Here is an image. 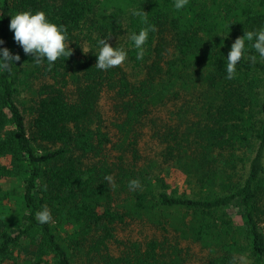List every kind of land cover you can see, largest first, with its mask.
I'll return each mask as SVG.
<instances>
[{
    "label": "trees",
    "instance_id": "1",
    "mask_svg": "<svg viewBox=\"0 0 264 264\" xmlns=\"http://www.w3.org/2000/svg\"><path fill=\"white\" fill-rule=\"evenodd\" d=\"M173 2L0 0V47L20 55L0 72V264H188L184 243L203 264H264V61L249 47L256 62L242 58L226 79L232 42L264 26V0ZM133 9L155 27L142 60L128 39L145 26ZM25 10L66 26L69 57L49 68L23 52L9 23ZM101 38L119 40L122 65L95 67ZM104 93L119 115L115 138ZM173 100L186 109L156 137L190 194L171 189L139 147L144 120ZM43 206L52 222L38 223ZM137 221L156 235L119 240L118 227Z\"/></svg>",
    "mask_w": 264,
    "mask_h": 264
},
{
    "label": "clouds",
    "instance_id": "2",
    "mask_svg": "<svg viewBox=\"0 0 264 264\" xmlns=\"http://www.w3.org/2000/svg\"><path fill=\"white\" fill-rule=\"evenodd\" d=\"M189 0H174L173 7L176 10L184 9ZM133 16H138L145 25L138 32L133 31L128 39L132 42L136 51V59L142 60L145 55L144 45L149 39V33L155 31V27L147 22L146 14L140 10L133 9ZM9 30L14 33V40L21 47L25 54L32 56L36 64H42L45 60L47 66L51 68L53 63L60 57H69L72 49L69 47V34L64 24H57L48 19L46 13L42 10L33 12L25 10L11 15ZM227 37V33L222 34ZM4 41L0 39V45ZM251 48L258 54L261 61H264V26L258 29L245 31L243 36L237 37L232 42L227 53L226 79H233L237 72V62L242 58L256 62V55H248V48ZM96 63L95 67L100 70H108L115 66L122 65L128 58V52L120 46H111L107 38H101L96 43ZM87 53L88 50H83ZM20 60L19 54L12 53L7 47H0V72L11 73V65ZM105 180L115 188L113 178L105 176ZM130 189L140 187L137 179L129 181ZM46 188V186H45ZM35 217L40 224L52 222V213L47 206H43L35 213Z\"/></svg>",
    "mask_w": 264,
    "mask_h": 264
},
{
    "label": "rangeland",
    "instance_id": "3",
    "mask_svg": "<svg viewBox=\"0 0 264 264\" xmlns=\"http://www.w3.org/2000/svg\"><path fill=\"white\" fill-rule=\"evenodd\" d=\"M119 40L115 39L111 41V46L115 47V43H119ZM42 82H38L40 84ZM190 104L193 99H190ZM186 109L182 100H173L167 102L164 106L155 109L143 124L139 127L140 141L139 147L143 157V162L155 161L158 163V170L161 177L165 178L171 189L177 188L178 194H190L189 186L184 179L178 173H175L174 169H170L169 164L164 162L162 157L165 145L159 141L156 137L163 135L166 132V127L176 125L178 122L179 110ZM100 109L103 113L105 125L110 132L111 136L115 138L116 132L113 127V123L118 118V112L114 107V101L109 93H104L100 101ZM264 231V224L262 225ZM155 231L148 225L142 224V222H130L126 226H120L117 230V237L119 240L127 241L131 240H144L148 236H155ZM184 247L191 249L192 257L188 264H203L205 253L199 249L196 245L183 244ZM187 248V249H188ZM119 246L117 243L111 244V251L113 254L119 252ZM241 264H245L243 258L240 259Z\"/></svg>",
    "mask_w": 264,
    "mask_h": 264
}]
</instances>
